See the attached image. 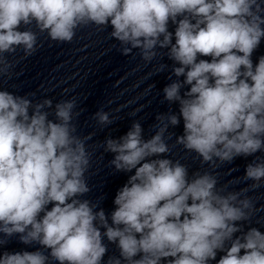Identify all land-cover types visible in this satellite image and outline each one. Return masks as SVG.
Listing matches in <instances>:
<instances>
[{
	"label": "clouds",
	"instance_id": "9594fccd",
	"mask_svg": "<svg viewBox=\"0 0 264 264\" xmlns=\"http://www.w3.org/2000/svg\"><path fill=\"white\" fill-rule=\"evenodd\" d=\"M33 23L60 43H70L80 27L110 24L122 55L139 49L145 62L166 49L172 75L184 77L163 89L166 101L179 103V116L158 114L148 139L134 121L104 142L117 172L134 170L117 191L109 223L102 208L82 199L91 190L90 136L76 134L75 99L57 102L50 119L51 99L33 103L34 94L0 90V234L43 249L5 251L0 264H102L104 237L119 250L107 264H209L218 251L225 254L217 264H264V233L244 230L254 212L248 189L218 188L208 171L189 178L186 165L167 158L165 140L182 117L176 143L213 169L264 152V56L255 65L251 58L264 39V0H0V74L12 67L4 54L37 51ZM94 117L113 123L102 110ZM244 179L259 187L264 158L247 165Z\"/></svg>",
	"mask_w": 264,
	"mask_h": 264
}]
</instances>
